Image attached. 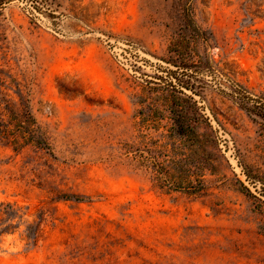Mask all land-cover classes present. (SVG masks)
Instances as JSON below:
<instances>
[{
    "label": "rangeland",
    "instance_id": "obj_1",
    "mask_svg": "<svg viewBox=\"0 0 264 264\" xmlns=\"http://www.w3.org/2000/svg\"><path fill=\"white\" fill-rule=\"evenodd\" d=\"M18 87L53 156L0 142V264H264V0H0V103ZM170 108L206 134L199 195L126 154L183 147Z\"/></svg>",
    "mask_w": 264,
    "mask_h": 264
},
{
    "label": "trees",
    "instance_id": "obj_2",
    "mask_svg": "<svg viewBox=\"0 0 264 264\" xmlns=\"http://www.w3.org/2000/svg\"><path fill=\"white\" fill-rule=\"evenodd\" d=\"M17 94L23 100L19 110L13 108L6 100L0 103V142L11 145L15 151L34 147L53 156L50 137L32 114L31 93H25L21 87H18ZM170 112L186 119L172 127L174 136L180 143L183 142V147H175L172 144L169 150L168 144L159 145L156 141L141 140L135 145H127L126 154H133L138 167L154 175V180L160 189L167 192L185 190L188 195H199L204 188L194 184L191 180L194 174L189 173L184 167L190 164L189 159L194 155L207 153L206 134L201 132L200 122L194 119L192 122V117L188 115L186 109L170 108ZM153 113L159 114V111L155 110ZM181 151L184 152V158H181ZM65 199L83 200L79 196H68ZM8 207L12 206L8 205ZM7 216L10 215L7 214ZM43 220L44 217H40L39 223L36 226H29L26 231L27 239L34 245L41 237L40 224ZM2 234L4 230L0 229V235Z\"/></svg>",
    "mask_w": 264,
    "mask_h": 264
}]
</instances>
